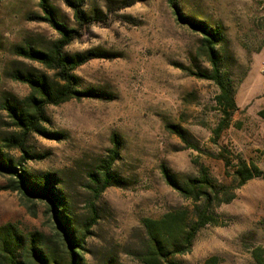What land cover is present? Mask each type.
Segmentation results:
<instances>
[{"label": "rangeland", "instance_id": "374dc122", "mask_svg": "<svg viewBox=\"0 0 264 264\" xmlns=\"http://www.w3.org/2000/svg\"><path fill=\"white\" fill-rule=\"evenodd\" d=\"M42 0H0V136L11 127L5 103L17 105L29 94L15 74L44 73L39 64L16 55L31 44L47 49L58 38L43 17ZM122 0H87L94 22L67 48L68 53L97 51L99 58L76 72L84 89L113 100L71 101L48 107L45 127L62 135L51 140L32 135L28 142L33 175L55 174L57 188L67 195L79 217L92 199L90 174L113 148L119 185L97 200L100 219L83 256L86 264H139L145 232L142 219H159L178 208L193 209L168 182L164 170L178 183L198 176L202 168L219 183L225 176L221 147L255 164L264 172V0H138L120 9ZM47 5L69 27L76 22L65 0ZM191 17L220 31L217 51L239 110L219 145L214 130L222 119L216 102L220 91L210 80L211 64L201 53L202 35L179 20ZM178 126L186 141L167 130ZM20 159L21 153L11 152ZM234 159L233 157L230 158ZM9 177L0 175V226L15 224L23 233H55L45 202H26L18 193L2 190ZM218 226L197 236L192 251L177 257L179 264H255L252 251L264 246V178H255L236 192L230 204L215 208Z\"/></svg>", "mask_w": 264, "mask_h": 264}, {"label": "trees", "instance_id": "16d2710c", "mask_svg": "<svg viewBox=\"0 0 264 264\" xmlns=\"http://www.w3.org/2000/svg\"><path fill=\"white\" fill-rule=\"evenodd\" d=\"M65 1L73 12L76 26L69 27L59 20L47 5V0H42L40 4L44 15L37 17V20L49 24L58 38L45 50L27 44L15 51L16 55L39 64L51 75H14L16 81L28 86L29 94L15 106L5 103L4 109L15 132L0 136V175L9 177L2 190L18 193L28 203L45 202L54 221L55 233H23L12 223L0 226V264H86L83 252L100 219L96 202L108 188L119 185L113 171L119 156L116 135L112 138L113 148L109 151V156L90 174L93 195L87 204L85 216L79 217L74 213L67 195L57 188L55 174L36 176L26 166L31 160L28 142L32 135L51 140L62 139V135L50 132L45 127L48 107L86 99L105 102L113 100L105 93L82 87L77 70L93 60L107 57L93 50L67 52V48L82 35L83 29L94 22V16L85 10L87 0ZM137 2L138 0H122L119 8L127 9ZM170 3L175 7L176 0H170ZM179 20L203 37L201 53L211 64L212 70L209 74L193 75L210 80L219 88L216 102L222 119L213 132V141L219 145L222 135L231 127L234 115L239 110L217 51L220 31L191 17L179 15ZM260 115L264 117V111ZM166 128L186 141L184 132L178 126L167 125ZM14 151L21 153L20 159L11 156ZM232 157L234 162L230 159ZM221 158L224 160L225 176L231 179L230 184L214 181L204 168L198 176L188 178L185 183L174 181L168 171L164 170L169 184L193 204V209L178 208L159 219H142L145 236L139 250L134 253L139 264H179L177 257L192 251L194 242L203 229L219 225L214 209L233 202L236 192L251 180L264 178V172L258 166L239 156H233L225 147H221ZM252 257L255 264H264V246L254 248ZM103 264L116 263L107 260ZM205 264H218V259L210 258Z\"/></svg>", "mask_w": 264, "mask_h": 264}]
</instances>
